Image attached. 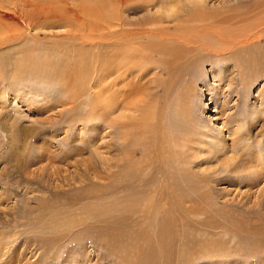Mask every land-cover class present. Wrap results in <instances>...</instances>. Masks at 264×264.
I'll return each mask as SVG.
<instances>
[{"label": "rangeland", "instance_id": "374dc122", "mask_svg": "<svg viewBox=\"0 0 264 264\" xmlns=\"http://www.w3.org/2000/svg\"><path fill=\"white\" fill-rule=\"evenodd\" d=\"M200 1L0 0V264H264V172L254 173L251 156L264 150V61L257 60L264 38L230 58L241 46L234 43L264 21V0ZM193 5L203 9L199 17L188 14ZM177 35L199 42L188 48ZM116 38L133 39L131 47L157 44L133 76L148 70L145 104L134 95L124 110L134 117L130 143L151 152L133 158L136 167L178 164L181 145L194 139L185 156L198 176L194 211L175 215L178 238L167 248L160 224L168 217L142 215L130 193L115 191L124 173L106 121L113 115L93 113L108 106L109 94L89 99L85 90L102 66L74 76L91 80L83 89L65 88L61 77L66 61L94 53L111 61ZM231 40L222 56L200 45L225 49ZM162 130L173 146L161 147ZM236 164L245 169L230 173ZM184 245L186 259L178 254Z\"/></svg>", "mask_w": 264, "mask_h": 264}, {"label": "bare ground", "instance_id": "6f19581e", "mask_svg": "<svg viewBox=\"0 0 264 264\" xmlns=\"http://www.w3.org/2000/svg\"><path fill=\"white\" fill-rule=\"evenodd\" d=\"M190 2H194V1H190ZM196 2H195V4L199 3V2L198 3H196ZM202 2H204V1L201 0L200 3L202 4ZM191 4H193V3H191ZM195 6H197V5H193V7L195 9H193L191 7L192 9L190 11H188L189 12L188 14L191 15V18L199 17L203 13L202 8L195 7ZM258 7H263L261 9L260 13H264V1L261 2ZM201 18H202V16H201ZM122 23L119 22L118 24L120 26H125V24L124 23L122 24ZM122 30H123V34L126 33L124 31L123 27H122ZM255 30H257V32L252 37L245 36V37L240 38V40H238V41H236V39L234 38L236 42L234 40L233 41L231 40V44H229V46L225 49H222L219 46H214V45L209 46L205 42H201L200 45H201L202 49L208 50V51L210 50L209 48L212 47L211 52H213L215 55L222 56V55L227 54V50L230 51V49H232V47H234V46H232V44L234 42H235L234 43L235 45L239 43V45L241 44V46L239 48H237V45H236L235 51L230 52V53H233V55H231L230 58H237V57H240L241 54L239 52L235 53L236 49L241 50V53H242L245 48H248V46H250V44H252L253 40H256V42H258V41L261 42V38H264V21L260 22V26H258ZM229 32H231V31H229ZM117 36H120V35H117ZM177 36L178 37L176 38V41L179 42V44H183L186 42L187 43L186 46L188 48L193 47L192 45H189L190 43H198L199 42V41H192L191 39H189L186 36L185 37L182 35H177ZM165 38L166 37H164L163 40ZM113 41L115 42L113 44V50H112L113 51V54H112L113 58H112V60L109 58L111 61H109L108 59H104L102 57L101 53H100V56H99V54L94 53L91 56V58H89V59H86L85 56H83V59H81V60L78 58L75 61V59H74L73 61L77 64V66L75 65L74 62H70L71 64L70 63L68 64L66 61V62H64V65L68 68V70L65 69L67 72L66 71L63 72V70H62L61 77L65 79V81H64L65 88H69V85H72V86H70L71 88L75 86L76 89H78L80 87H81V89H83L84 85L87 84L88 81H91V80H89L88 78L82 77V80L81 79H75V81L77 82L76 83L73 81L74 76L75 75L80 76L82 74L86 75V73L89 71L88 70L89 67L86 65L91 66L92 72H93V69H95V67H97L96 62H98L102 66L100 68H97L98 77L95 78V81L90 82L91 84L86 85L87 87L85 86V88H86L85 90L88 89V92L90 93V96H88L89 99L90 98L95 99V98H100V97H104V96L106 98V95L109 94L110 99L108 100V102H109L108 106L100 107L97 105V108L95 111H93V113H94V116H97L98 111L105 110L109 116L113 115L112 119H110L109 121L106 120L108 122V123L107 122L106 123L109 125V127H113V129L116 130L115 131V135H116L115 139L116 138L117 139H116V145H115V148H116L115 154H117V156H121L115 161L116 166H118V170L117 169H115V170H117L118 173L120 172V174L124 173V176H123V174H122V176H116L115 179H117V181L119 180V182L117 183V185L115 187V191L116 192H124L125 191L126 193H130L131 194L130 198L131 199L135 198L134 201L136 203H138L137 207L135 209H139V211H141L143 213L146 212L145 214H142V215L148 216V213H151L152 211L157 210L160 212L161 215L168 217V218L163 217L161 220V224H160V227L163 230L162 236H163L164 243L165 242L170 243V244L165 243L166 244L165 247L167 248V246H170L171 243L174 242L173 240L176 238L175 235L176 236L178 235V232H177V220L178 219L175 217V215L178 212H179V214H187V213H190L191 211H194V204H193L194 198L193 197H195L194 192L196 191L195 189H196V182H197L195 177H198V176L195 175L191 171V169L187 166L188 158L185 157V156H187V152H189L187 150L191 149L189 143L194 142V139H193V137L189 138V139H187V141L184 144L181 145L183 157H182L181 162H179L178 164L171 163V162H168V163L160 162L158 164H153L152 162H145L142 164V167H140V168L136 167V163L138 160L134 161L133 158H135L139 154L141 156L149 155L151 152L148 150L149 148H148V146H146L147 144L144 142H141L139 144V147L136 146L137 145L135 143L136 141L135 142L132 141V143H130L131 141L129 139H132L131 128L133 127L132 122L134 121V117L132 115H130L129 113H125L124 110H129V108H130L129 99L134 95L142 94V98L139 100V103L145 104V100H144L143 96L146 95L147 90L145 87L146 85L143 83V80H144L145 76L147 75V73H145V72H148V70L142 69L141 74L139 72V74H136L135 77H133V76L135 74L134 72H136L135 70H138V68H139L138 67L139 61H137V60H139L141 58L142 60L140 63H142L143 65H146L145 63L149 62L147 60L148 56H153V52L151 50H146V49H150L151 47H156L157 44H156V46L154 44H149L146 46L139 44V45H136L134 47L133 46L131 47L130 45H132L133 42H135L133 39H132V42L129 39H123V38L122 39L116 38ZM128 41H130V42H128ZM89 44L91 46H96L98 43L91 41V42H89ZM247 44H249V45H247ZM159 46L161 47V45H159ZM162 47H164V46H162ZM165 48H166V50L173 52V53H167L168 55H173V56H171L172 59L174 58V56L179 57L180 53L178 51V48L170 47V46H168V47L165 46ZM133 51L135 52V55L132 54ZM186 51H188V50H186ZM192 51H194V50L189 49L188 52L190 53ZM82 53H80L78 55L81 56ZM234 53H235V55H234ZM163 55H166V54H163ZM94 58L96 59V61ZM257 60H258V63L261 65V63H263V61H264V54H263L262 58H257ZM48 63H49V61L46 64H48ZM42 64L44 65L45 62ZM164 65H165L164 69L168 68L170 66V60H168L166 63H164ZM140 66H142V65H140ZM70 67H71V69L69 70ZM86 68H88V69H86ZM57 72L59 73L60 69H57ZM105 72H109V73H105ZM261 75H264V73ZM100 76H102L103 78ZM104 77H111L112 81L110 82L109 78H104ZM241 77L244 78V73H243L242 68H241ZM99 80L101 83H102V81H105L109 85L113 86L112 89L110 87V88L103 90L102 89L103 85H101ZM244 80H245V78H244ZM248 82H253V81L249 80ZM248 84H250V83H248ZM97 85H98L100 90L97 89ZM76 86H78V87H76ZM101 89H102V91H101ZM113 89H115V90H113ZM85 90H84V92H85ZM73 94L75 96V91ZM76 96L80 97L79 94H76ZM103 101H104V99H103ZM95 113H97V114H95ZM97 118H95V119H97ZM148 129L151 130L153 128H151V126H149ZM160 129H161V127L159 128V132H160ZM137 136H138V134H137ZM160 136H161V139H163V142H162L163 144L161 146L162 148L173 146L172 143H174L175 140H172V134L170 133L169 130L163 131ZM118 146H121V148H122L121 151L118 150V148H119ZM129 146H131V147H129ZM130 152H132V154H130ZM68 154H69V152H68ZM189 154H190V152H189ZM251 156L253 157V160H255L254 162L256 163V166H257V167H255L256 169H254V167L251 166V168H253L255 170L254 173L255 174L261 173L262 174V172H264V150H263V155L259 156V154H258V158L254 154H252ZM228 166H226V167H228ZM245 166H242L241 164L240 165H237V164L233 165V167H231V170L229 172L230 173H237V172L243 171L245 169ZM259 166H262V167H259ZM200 180H202V178H200ZM205 182H207V181L205 180ZM102 186H103V184H102ZM99 190H100V187H99ZM182 198L185 200V202H183L184 200H182ZM187 200H190L189 203L186 202ZM149 211H151V212H149ZM157 211H154L153 213L158 215L159 213ZM140 224H141V226H143V224H145V222L140 223ZM140 224H138V225H140ZM179 226H181V225H179ZM247 228H248V226H247ZM257 229H259V228H257ZM185 234L187 235V233H185ZM256 234H257V232H256ZM170 238H171V240H170ZM185 238L187 239V237H185ZM181 239H182L181 241H183L184 238L182 237ZM186 239H185V241H187ZM189 239H191V238H189ZM185 241H183V242H185ZM161 244L162 243L159 242V245H161ZM176 244H178V243H176ZM180 244L181 243H179L178 245L180 246ZM184 247H185V245H184ZM184 247L182 246V249H179L180 253L178 252L179 257L182 259L187 258L185 253H187V252L190 253V251H188L190 249L186 250V247L185 248ZM206 252H208V251H206ZM191 254L189 256H191Z\"/></svg>", "mask_w": 264, "mask_h": 264}]
</instances>
